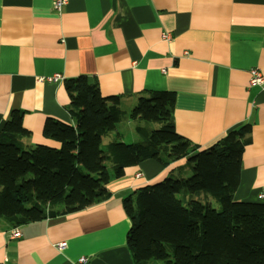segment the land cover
Here are the masks:
<instances>
[{
    "label": "crops",
    "instance_id": "crops-1",
    "mask_svg": "<svg viewBox=\"0 0 264 264\" xmlns=\"http://www.w3.org/2000/svg\"><path fill=\"white\" fill-rule=\"evenodd\" d=\"M253 68L264 77V0H68L60 12L51 0H0V132L16 109L29 132L22 144L57 147L42 127L72 124L63 81L77 76L95 79L101 96L118 97L124 113L139 96L171 91L175 130L199 153L251 125L233 200L264 204V88L249 85ZM55 74L62 80L49 81ZM137 126L156 124L128 119L102 144L116 136L139 141ZM190 176L186 158L166 167L148 159L109 181L107 200L22 225L19 238L0 221V264H76L80 257L133 264L121 199L163 178Z\"/></svg>",
    "mask_w": 264,
    "mask_h": 264
},
{
    "label": "trees",
    "instance_id": "trees-1",
    "mask_svg": "<svg viewBox=\"0 0 264 264\" xmlns=\"http://www.w3.org/2000/svg\"><path fill=\"white\" fill-rule=\"evenodd\" d=\"M63 88L72 124L46 120L41 134L57 147L22 144L29 136L22 111L11 110L2 126L0 220L7 228L64 217L107 200L106 184L145 160L166 167L186 158L189 178H163L121 199L133 264L168 258L169 264H264V204L233 200L251 125L229 131L199 153L175 130L171 91L139 96L124 113L118 97L101 96L95 79H66ZM128 119L156 126L135 127L139 141L125 143L116 136L103 145L102 138Z\"/></svg>",
    "mask_w": 264,
    "mask_h": 264
},
{
    "label": "built area",
    "instance_id": "built-area-1",
    "mask_svg": "<svg viewBox=\"0 0 264 264\" xmlns=\"http://www.w3.org/2000/svg\"><path fill=\"white\" fill-rule=\"evenodd\" d=\"M68 0H51V7L55 12H60L63 7L67 4ZM162 38L166 41H169L171 39L170 34L168 33H164L162 35ZM183 54L186 55V52H184ZM164 72V70H162ZM49 81H59L62 80L61 76L58 74L53 75V77L48 78ZM249 85L250 86H256L259 87L261 89L264 88V77L263 75L260 73V71L258 69H250L249 70ZM140 174H136V177H139ZM9 237L11 239H16L20 237V232L19 229H11L9 230ZM65 246L64 243H58L55 245V247L60 250ZM87 259L85 257H80L77 260L76 264H86Z\"/></svg>",
    "mask_w": 264,
    "mask_h": 264
},
{
    "label": "rangeland",
    "instance_id": "rangeland-1",
    "mask_svg": "<svg viewBox=\"0 0 264 264\" xmlns=\"http://www.w3.org/2000/svg\"><path fill=\"white\" fill-rule=\"evenodd\" d=\"M120 123V122H119ZM118 123V124H119ZM117 124V125H118ZM119 127V129H122V130H124V129H126V125H120V126H118ZM104 141H106V139L103 137L102 138V143H104ZM126 141V140H125ZM197 195H195V197L194 198H196L197 199ZM207 197H208V200L210 201V203L212 204V206L214 207V208H218V205H217V203L215 202V200L212 198V197H210L209 195H207ZM199 210L200 211H202V208L200 207L199 208ZM0 221H2V220H0ZM166 251H167V253L170 255L171 254V250H170V248H169V246H166ZM170 258H168V259H166V260H164V261H155V260H151L149 263L150 264H169L170 263Z\"/></svg>",
    "mask_w": 264,
    "mask_h": 264
}]
</instances>
